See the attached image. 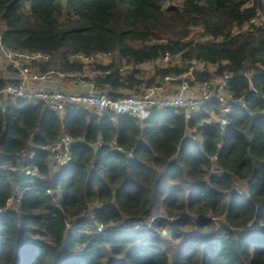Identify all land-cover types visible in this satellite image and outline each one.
Segmentation results:
<instances>
[{
  "label": "trees",
  "instance_id": "16d2710c",
  "mask_svg": "<svg viewBox=\"0 0 264 264\" xmlns=\"http://www.w3.org/2000/svg\"><path fill=\"white\" fill-rule=\"evenodd\" d=\"M263 10L264 0H0L3 44L51 55L44 71L82 73L75 55L118 52L88 66L120 99L190 68L192 84L211 80L196 62L230 76L246 103L222 129L200 125L221 114L216 100L188 121L175 108L141 120L85 107L61 116L0 94V264H264V26L251 23ZM197 29L205 41L189 39ZM177 56L191 66L149 80L120 70ZM64 135L75 144L59 167L41 148Z\"/></svg>",
  "mask_w": 264,
  "mask_h": 264
},
{
  "label": "built area",
  "instance_id": "2783aa9c",
  "mask_svg": "<svg viewBox=\"0 0 264 264\" xmlns=\"http://www.w3.org/2000/svg\"><path fill=\"white\" fill-rule=\"evenodd\" d=\"M252 24L264 26V10L261 11ZM107 59L111 62L120 61L118 52L101 53L94 56L75 55L74 59L80 61L84 65H90L97 59ZM171 57L164 58L166 61ZM52 59L51 55L42 52H27L8 48L2 42L0 33V65L16 70L19 79L16 83H8L0 94L4 97L12 99L31 100L34 102H42L46 107L59 115H63L69 107H89L94 109L100 115H116V116H132L140 117L142 113L148 114L153 109L175 108L185 112L186 120L192 119L206 104L211 101H219L221 114L217 110L211 111L208 118L201 122L202 124H217L224 129L228 120L226 116L236 106L245 107V99L236 98L230 92L228 82L230 76H213L211 80L205 81L199 85V89L194 90L193 81H182L178 83L177 88L173 89L168 85L159 83L144 88L140 92L133 93L120 99L111 98L106 91L98 89L94 80L98 75H102L101 71L90 69L88 72L65 73L58 69H50L46 72H36L32 67L33 61H41L48 63ZM194 64L196 62H193ZM124 65L132 66L126 61L123 62L121 71H124ZM202 65V64H201ZM132 71V70H131ZM193 69L190 68L188 75L192 76ZM187 74V73H186ZM57 77L81 79V92H63L53 90H39L29 87V83L47 84L53 82ZM250 77V75H248ZM189 80V79H188ZM191 83V84H190ZM264 99V95L255 94ZM145 118V116H144ZM194 140H199V136H193ZM75 140L64 135L57 143L47 145L41 148L42 151L49 152L51 161L59 167L66 166L72 162V148ZM107 145V144H106ZM112 150L120 151V148L114 144H109ZM130 157L133 154L129 153ZM28 174L36 175L37 171L27 170ZM11 200L9 204H13ZM5 210H0L3 213Z\"/></svg>",
  "mask_w": 264,
  "mask_h": 264
},
{
  "label": "crops",
  "instance_id": "0c3cea01",
  "mask_svg": "<svg viewBox=\"0 0 264 264\" xmlns=\"http://www.w3.org/2000/svg\"><path fill=\"white\" fill-rule=\"evenodd\" d=\"M101 64L104 66H107L109 64H111V60H107V59H97L96 61H94L92 64ZM152 63L154 62H150V63H145V64H140L135 66L134 68L136 70H138L140 72L139 77L142 79H152L154 76H156V73H152V74H146L145 73V66L146 65H152ZM32 67L34 68V70L36 72H46L42 69V66L44 65L43 62L41 61H33L32 63ZM90 64V65H92ZM134 68L132 66H125L124 65V73H128V71L134 70ZM90 69V66H86L84 72H88ZM50 70V69H49ZM0 77L4 78L6 81H8L9 83H16L18 81L19 74L16 70L12 69V68H7L4 67L3 65H0ZM176 78L178 79V76H176ZM172 80H174V76H170L169 78H165L163 79V83H167V85H171L173 89L177 88L178 83H172ZM80 81L81 79H72V78H59L57 77L53 82L51 83H47V84H35V83H29V87L32 89H39V90H53V91H63V92H81V85H80ZM83 91V90H82ZM133 92L128 93V95H132ZM6 99H8L7 97H5ZM87 109H91L89 107H85ZM93 111H95L94 109H91ZM96 112V111H95ZM64 115V114H63ZM61 115V116H63ZM145 116V118H144ZM148 117V114H144L142 113L140 117H137L141 120H144Z\"/></svg>",
  "mask_w": 264,
  "mask_h": 264
},
{
  "label": "rangeland",
  "instance_id": "374dc122",
  "mask_svg": "<svg viewBox=\"0 0 264 264\" xmlns=\"http://www.w3.org/2000/svg\"><path fill=\"white\" fill-rule=\"evenodd\" d=\"M174 1H176V0H174ZM174 3V2H173ZM247 28V27H246ZM190 40H195V41H205L207 38H204V37H202L201 36V30L200 29H197V30H194L193 32H192V34L190 35V38H189ZM177 66V65H179L180 67H183V68H186V67H189V66H191V65H189V62H187V63H185V62H183V60H182V57L181 56H177V57H175V58H169V60L168 61H166L165 59H161V60H158V61H156V62H154V63H152V65H146L145 67V73L146 74H152V73H156L157 74V70L158 69H160V68H167V67H169V66ZM195 65H196V67L197 68H199L201 71L202 70H204V69H207L211 74H213V76H217L216 75V70H217V67L216 66H208V67H205L204 65H200V64H198V63H195ZM125 66H127V65H125ZM155 77V76H154ZM189 79V80H188ZM184 82V81H189V82H191V81H194L193 79H192V77H190L189 75H188V73L187 74H183V75H181V76H178V79L176 78V76H174V80H172V83H180V82ZM159 82H161V81H159ZM161 83H163V82H161ZM164 85H167V83H163ZM191 84V83H190ZM191 85H193V88H194V90H196V89H199V85H196V84H191ZM169 86V85H168ZM170 87H172L171 85H170ZM213 220H215L216 222H217V219H213ZM221 222H222V219H219ZM219 222V221H218Z\"/></svg>",
  "mask_w": 264,
  "mask_h": 264
}]
</instances>
